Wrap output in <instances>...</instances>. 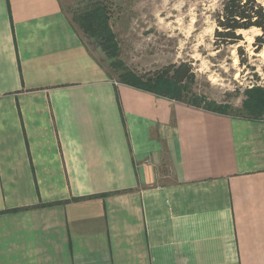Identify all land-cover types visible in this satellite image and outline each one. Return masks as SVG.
Instances as JSON below:
<instances>
[{
	"label": "crops",
	"instance_id": "1",
	"mask_svg": "<svg viewBox=\"0 0 264 264\" xmlns=\"http://www.w3.org/2000/svg\"><path fill=\"white\" fill-rule=\"evenodd\" d=\"M0 264H264V118L117 82L59 0H0Z\"/></svg>",
	"mask_w": 264,
	"mask_h": 264
},
{
	"label": "rangeland",
	"instance_id": "2",
	"mask_svg": "<svg viewBox=\"0 0 264 264\" xmlns=\"http://www.w3.org/2000/svg\"><path fill=\"white\" fill-rule=\"evenodd\" d=\"M223 0H59L82 42L115 81L128 70L147 75L170 64L185 62L195 78L183 85L190 93L233 108L230 115L246 117L242 107L248 89L264 87V47L255 53L259 32L242 31L238 45L215 46L214 15ZM264 7V0H256ZM96 4L104 5L111 33L102 38L84 31L82 20ZM111 35V38L109 37ZM112 39V40H111ZM241 47L242 53L237 51ZM244 59L245 65H240Z\"/></svg>",
	"mask_w": 264,
	"mask_h": 264
},
{
	"label": "trees",
	"instance_id": "3",
	"mask_svg": "<svg viewBox=\"0 0 264 264\" xmlns=\"http://www.w3.org/2000/svg\"><path fill=\"white\" fill-rule=\"evenodd\" d=\"M82 20L81 27L84 31L99 37H106L111 33L108 20L104 15V5L96 4L89 17ZM216 28L214 31L215 46L217 48L228 45H238L243 40L242 31L255 29L259 32L254 36L252 46L258 53L264 47V7L256 0H223L220 8L214 15ZM111 38V35L109 36ZM112 40V39H111ZM237 51L242 53L241 47ZM245 60H240V65H245ZM195 78L193 69L185 62L170 64L152 74L140 75L131 71H124L120 76V83L145 90L157 96L175 100L188 106L201 108L220 115H228L233 108L227 104H217L206 100L203 96L190 93V101L182 97L183 85ZM242 107L248 109L246 117L264 118V87L253 86L248 89ZM245 117V118H246Z\"/></svg>",
	"mask_w": 264,
	"mask_h": 264
}]
</instances>
